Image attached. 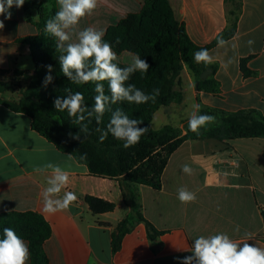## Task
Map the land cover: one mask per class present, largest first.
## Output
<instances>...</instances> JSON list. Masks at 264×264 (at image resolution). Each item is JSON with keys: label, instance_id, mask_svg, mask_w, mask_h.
Instances as JSON below:
<instances>
[{"label": "crops", "instance_id": "1", "mask_svg": "<svg viewBox=\"0 0 264 264\" xmlns=\"http://www.w3.org/2000/svg\"><path fill=\"white\" fill-rule=\"evenodd\" d=\"M167 1L197 46L210 44L228 26L225 0ZM236 2L234 36L224 47L208 50L214 58L210 65L216 67L219 94L198 92L194 77L184 67L179 84L182 102L160 107L152 129L165 125L182 129L193 104L231 112L254 109L264 115V0ZM143 3L98 0L95 11L81 19L77 31L90 26L106 35L122 19L139 13ZM39 7L54 13L59 10L57 0H25L21 8L10 10L11 19L0 16L5 24L0 30V73H33L30 49L20 39L38 33L34 23L39 20ZM249 40L254 44L249 46ZM131 54L123 51L116 61L128 66ZM242 60L252 75H243ZM47 163L69 172V184L60 195L72 191L78 197L68 210L55 214L43 212L41 196L51 170L35 171ZM185 164L192 168L191 175L182 172ZM180 187L196 193L195 202L181 203L177 198ZM138 192L143 217L162 234L151 242L144 224L138 223L113 253L111 234L129 211L118 181L91 176L86 166L35 132L29 117L0 104V214L35 212L43 217L51 228L43 244L49 264H181L193 254L195 238L218 233L237 241L247 240L246 234H250L249 244L264 247V138L187 140L169 157L161 188L140 185ZM86 196L111 202L115 208L95 215L84 200Z\"/></svg>", "mask_w": 264, "mask_h": 264}, {"label": "trees", "instance_id": "2", "mask_svg": "<svg viewBox=\"0 0 264 264\" xmlns=\"http://www.w3.org/2000/svg\"><path fill=\"white\" fill-rule=\"evenodd\" d=\"M225 4L230 8L227 10V28L210 44L202 47L189 39L184 24L175 19L167 0H144L139 13L128 15L117 26L109 28L103 39L112 45L117 55L123 51L131 52L139 55L150 65L147 73L141 74L139 71L133 73L126 84H134L146 94H152L154 89H159V95L155 101L150 100L144 104L120 101L110 105V110L104 113L99 124L94 117L91 119L88 123L89 134L85 137L81 133L80 140L72 139L69 135L78 133L80 125L74 122L75 118L69 117L66 110L57 111L53 101L57 97L68 95L66 89H70L72 93L81 92L86 106L90 108L96 95L95 83L75 84L63 75L58 61L61 53L56 51L55 38L45 32L46 21L54 17V11H46L39 7V20L34 23L38 33L20 39V42L30 49L34 71L31 75L15 71L14 75L25 78L27 84L18 91L15 98H0V104L29 117L31 128L35 132L52 143L57 150L71 155L78 163L86 166L91 176L118 181L124 204L129 211L111 234L113 253L120 249L125 234L138 223L144 224L151 242H155L162 234L143 217L138 186L159 190L168 159L182 143L187 140L220 136L226 140L264 138V115L254 109L231 112L201 107L200 114L213 115L216 120L201 128L198 134L188 129V121L184 123L182 129L170 125H165L159 130L151 127L154 114L160 107L182 102L183 94L179 84L184 67L195 81L199 80L204 71L209 70L210 75L205 80H199L197 91L211 95L219 94V85L214 78L216 67L196 63L194 53L201 49L210 50L217 46L219 39L227 41L234 36L239 5L236 0H225ZM146 23H150V30H146ZM117 40L120 41L119 44L116 43ZM114 63L120 67L127 66L118 61ZM48 65L52 66L51 74L54 79L47 87H43L42 82ZM240 68L244 76L253 74L246 68L243 60ZM103 84L105 94L110 95L108 82L104 81ZM13 92V86L0 82V94ZM117 108L130 119L142 121L140 127L148 128L140 142L127 149L123 147V141L116 140L111 134L101 143L99 140L101 133L96 131L97 128L106 129L112 111ZM85 153L87 158L80 159ZM84 200L95 215L112 212L115 208V204L96 197L86 196ZM5 227L14 229L27 242L30 252L29 264H49L43 244L50 237L51 228L42 216L35 212L1 213L0 238H3Z\"/></svg>", "mask_w": 264, "mask_h": 264}, {"label": "clouds", "instance_id": "3", "mask_svg": "<svg viewBox=\"0 0 264 264\" xmlns=\"http://www.w3.org/2000/svg\"><path fill=\"white\" fill-rule=\"evenodd\" d=\"M25 0H0V16L11 19V9L21 8ZM59 10L54 17L46 21L45 32L55 38V48L60 54L58 61L65 77L75 84L95 83L94 104L89 108L85 104L84 95L77 91L69 93L65 97H57L53 103L59 112L67 111L69 117L75 118L74 122L80 125V131L76 134L69 133L70 137L80 140V134L85 137L89 134L88 123L94 117L97 124L101 122L104 113L110 110V105L120 101L128 103L144 104L155 101L159 95V89H154L152 94H146L134 84H126L130 76L139 71L141 74L148 72L150 65L139 55L131 54V63L126 67H120L114 61L117 54L113 47L103 38L105 32L93 27H86L77 31L82 18L92 15L98 5V0H57ZM38 18V17H37ZM5 27L0 20V30ZM73 36L76 40L73 41ZM120 43L119 40L116 41ZM224 39H219L218 47L226 45ZM248 45L254 44L249 40ZM196 63L210 64L214 58L207 49H201L194 53ZM52 66H47V72L42 82L43 87L53 82ZM108 82L110 95L105 94L103 82ZM216 117L209 114H200V105L193 104L188 118V129L199 133L201 128L215 122ZM87 121V123H85ZM142 121L130 119L121 109L112 111V115L105 130L97 128L100 132L99 140L102 143L109 134L116 140L123 141L125 149L135 146L140 142L148 128L140 127ZM82 143V142H81ZM87 154H82L80 159H86ZM51 170L47 178V187L42 192L43 212L55 214L65 211L78 199L75 192H61L69 184V172L53 163H47L37 167L35 171L45 172ZM182 172L191 175L192 168L185 164ZM177 198L181 203H192L197 199L196 193L185 187L177 190ZM239 231V226L236 228ZM247 240H234L225 233L209 236H199L194 239L190 256L181 260V264H264V247L249 244L250 234ZM242 245V246H241ZM30 252L26 242L10 227L3 229V238H0V264H28Z\"/></svg>", "mask_w": 264, "mask_h": 264}, {"label": "rangeland", "instance_id": "4", "mask_svg": "<svg viewBox=\"0 0 264 264\" xmlns=\"http://www.w3.org/2000/svg\"><path fill=\"white\" fill-rule=\"evenodd\" d=\"M228 9H230V8H228ZM171 10H172V8H171ZM145 27H146V30H150V23H146ZM0 82L8 83L11 86H13V88H14L13 93H2V94H0V98H4V99H12V98L18 96V91L20 89H23L27 84V80L25 78H23L21 76L17 77L14 74L7 75L6 73H0ZM155 125L156 124H154V126Z\"/></svg>", "mask_w": 264, "mask_h": 264}, {"label": "water", "instance_id": "5", "mask_svg": "<svg viewBox=\"0 0 264 264\" xmlns=\"http://www.w3.org/2000/svg\"><path fill=\"white\" fill-rule=\"evenodd\" d=\"M210 73H211V72H210L209 70L204 71V72L201 74L199 80H205V79L210 75ZM199 80L195 81V89H196V90H197V85H198Z\"/></svg>", "mask_w": 264, "mask_h": 264}]
</instances>
